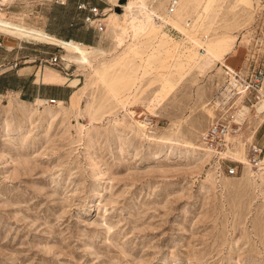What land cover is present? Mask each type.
I'll use <instances>...</instances> for the list:
<instances>
[{"label":"rangeland","instance_id":"obj_1","mask_svg":"<svg viewBox=\"0 0 264 264\" xmlns=\"http://www.w3.org/2000/svg\"><path fill=\"white\" fill-rule=\"evenodd\" d=\"M168 1L0 0L1 19L91 51L76 64L0 31L16 41L0 73L59 68L80 96L35 105L0 94V264H264V170L245 157L250 140L264 144V92L236 102L244 119L224 154L199 140L221 64L264 69V0H176L170 13ZM127 2L157 21L134 36ZM80 3L101 12L85 19ZM17 49L26 55L12 58Z\"/></svg>","mask_w":264,"mask_h":264},{"label":"built area","instance_id":"obj_2","mask_svg":"<svg viewBox=\"0 0 264 264\" xmlns=\"http://www.w3.org/2000/svg\"><path fill=\"white\" fill-rule=\"evenodd\" d=\"M174 4L175 0H169L167 10H171ZM79 6L82 8L87 7L88 12L85 14V19L101 12L96 6L86 5L85 3H80ZM93 19V26L101 29L103 21L99 17ZM44 60L57 65L60 62V56L51 53ZM15 64L16 62H13V65ZM221 69L224 80L209 101L215 114L199 135L202 147L213 153H219L228 143V137L238 134L240 130L244 118L236 119L233 112V108L237 105L236 102H245L251 105L264 92V88H262L264 85V69L258 64L248 63L243 67H232L223 63ZM245 157L252 168L264 167V144L256 140H250L246 147ZM235 171V165H228L226 168V172L229 174L235 173Z\"/></svg>","mask_w":264,"mask_h":264},{"label":"crops","instance_id":"obj_3","mask_svg":"<svg viewBox=\"0 0 264 264\" xmlns=\"http://www.w3.org/2000/svg\"><path fill=\"white\" fill-rule=\"evenodd\" d=\"M2 32L8 33L7 31H2ZM13 36L22 39L21 37H18L16 35ZM77 43L82 44L81 42H77ZM15 45H16V41H14L12 44L11 42L4 39L0 35V52L2 53V54L0 53V58H4L7 55L9 56L10 55V52H8L9 49H12ZM4 50L7 51L5 52ZM18 52H20L19 55H26L25 53L17 49L14 51V55L12 56V58L17 56ZM25 60L26 59H24L23 61ZM229 61H230L229 63L234 66H237L239 62L238 60L235 59H230ZM4 69H1V71L3 72L0 73V94H3L1 93L3 91L6 92L12 91V92H16L17 95H19V97H21V95L25 96L26 98H22L23 100H32V101H34L35 99L50 100V98H52L51 100L63 102V100L67 101L68 99H70L74 93L75 86L70 84V80L68 81L65 80L66 77L62 75V73H60L62 72V70L59 68H55L57 69L55 70L46 66L43 71L42 70L33 71L31 65H22L19 67H15L13 70L4 71ZM74 82L75 80H73L71 83Z\"/></svg>","mask_w":264,"mask_h":264},{"label":"bare ground","instance_id":"obj_4","mask_svg":"<svg viewBox=\"0 0 264 264\" xmlns=\"http://www.w3.org/2000/svg\"><path fill=\"white\" fill-rule=\"evenodd\" d=\"M175 5H176V0H175V4L171 8V10H168L169 13L173 10ZM123 6H124V12L122 15H123V17H125V19L128 20V24H130V27L132 28L134 36L140 30L145 29L146 26L151 25L152 22L157 21V19L154 17V15L143 7H140L139 13H135L134 12V5L131 2H127V4H125ZM165 14H168V13H165ZM116 18H117L116 13H112L110 15L111 22L114 25L117 24ZM0 30L8 31V32H10V33H12L18 37H21L22 39H32L35 41L54 44V45L60 47L62 49V51L66 52V56H67V59L69 61H72L76 64H81V65L82 64L90 65L89 58H90L91 51L88 48L84 47L82 44H79V43L74 42L72 40L58 39V38L46 33L42 29L27 26L22 21L21 22L20 21L14 22L11 20H5V19H1V18H0ZM122 39H123V37L122 38L119 37L118 42L121 43ZM63 58H64V60L66 59L65 57H63ZM60 60L63 61L61 56H60ZM212 61H213V59L211 56H206V58L201 62L200 67L209 66ZM79 98H80V96L78 95V93L77 92L74 93L71 96V103L73 105L77 104ZM52 101H54V100H52ZM32 102L35 105H38L39 103H45L46 104L48 102V100L35 99ZM54 102H56L58 104L63 103L62 101H54ZM261 106L264 107V101H263V105H261ZM227 148H228V143L225 144L224 149L220 150L219 154H221V153L224 154L223 151L225 149L227 150ZM193 149L194 150L195 149L196 150L197 149L202 150L201 146H193ZM206 151H209V150L206 149ZM242 156H243V154H242ZM252 170L257 172V171H263L264 168H257V169L252 168Z\"/></svg>","mask_w":264,"mask_h":264},{"label":"trees","instance_id":"obj_5","mask_svg":"<svg viewBox=\"0 0 264 264\" xmlns=\"http://www.w3.org/2000/svg\"><path fill=\"white\" fill-rule=\"evenodd\" d=\"M56 37V36H55ZM58 38V37H57ZM61 39V38H60ZM64 40H69V39H64ZM72 40H74V39H72ZM74 41H76V40H74ZM77 42H79V41H77ZM82 43V42H81ZM84 44V43H83ZM21 98H26L25 96H23V95H21ZM28 99H30V98H28Z\"/></svg>","mask_w":264,"mask_h":264}]
</instances>
